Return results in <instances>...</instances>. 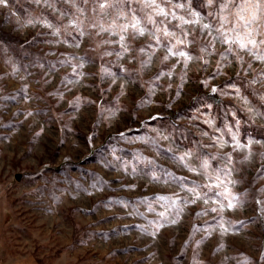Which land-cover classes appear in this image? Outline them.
Here are the masks:
<instances>
[{
    "label": "rangeland",
    "instance_id": "1",
    "mask_svg": "<svg viewBox=\"0 0 264 264\" xmlns=\"http://www.w3.org/2000/svg\"><path fill=\"white\" fill-rule=\"evenodd\" d=\"M52 2L0 6V264H264V62L223 59L219 43L202 53L210 38L185 25L173 30H190L184 50L203 59L185 69L156 46L144 66L151 37L126 38L118 56V36L89 26L92 0H76L82 36L65 27L76 7ZM180 2L178 16L218 26L224 0ZM233 135L248 147L234 151ZM214 168L232 169L223 178L236 207L204 203Z\"/></svg>",
    "mask_w": 264,
    "mask_h": 264
},
{
    "label": "snow or ice",
    "instance_id": "2",
    "mask_svg": "<svg viewBox=\"0 0 264 264\" xmlns=\"http://www.w3.org/2000/svg\"><path fill=\"white\" fill-rule=\"evenodd\" d=\"M10 0H0V6L8 7ZM36 4L44 3L48 7H54L52 0H34ZM65 3L72 4L73 7H76V0H64ZM89 0H83V3L87 4ZM96 5L92 11L95 13L96 18L90 23V27L97 30V34L100 33H109L113 36H118L117 43L122 52L116 53L118 56H123L125 53L130 51L128 44L126 43V38L130 37L131 39H136L140 37H151V41L146 45L150 50L148 53V60L144 61V66H147L151 63L152 57L156 54V46H163L166 51V55L163 57L165 61L169 57L176 58V62L182 63V66L187 69L189 63L194 59H203L202 57H196L190 54L188 51L184 50L189 44H194L195 39L189 40L188 37L191 35L190 30H182L178 35L173 28H181L185 25H196L199 29V34L201 36H208L210 38L209 44L205 47H202L200 51L202 53L207 52L209 55L212 53L209 52V48H214L216 43H219L224 46V52L221 53L223 59H227L229 55L235 56L237 60L242 61L243 55L246 54L259 62H264V0H224L223 3L217 5L219 12L216 13L218 26L211 23H201V17L196 13H190L192 16L191 19H186L184 16H178L174 9L184 8L185 4L181 3L180 0H92ZM216 3V0H207L208 5H213ZM136 4L139 6V12L132 10L131 5ZM169 4H173V8H168ZM234 8V11L229 12L227 15L224 13L227 12L229 6ZM127 8V12L125 11ZM113 12L115 15L113 16ZM76 13L74 18L69 19L67 27L75 28L79 32V35H84L83 30L81 29V24L83 21L80 19L84 15L85 9L81 7H76ZM128 13H131L129 16ZM142 13V15L140 14ZM60 15L68 16V13L61 12ZM211 15V14H209ZM105 17H112L111 21L105 26ZM123 20V23L119 21ZM172 21H178L173 27H169ZM27 24H32L33 20L29 19L26 21ZM43 25L49 29H52L53 36L60 35V29L56 28L51 22L47 20L41 21ZM104 43H109L105 41ZM75 47H80L79 44H76ZM141 53L145 52V48L142 47L139 49ZM105 55H112L110 52H106ZM204 63L207 64L208 61L204 60ZM83 65H81L82 67ZM248 70H251L252 65L248 64ZM219 71V62H217V72ZM107 75H112L107 73ZM167 76L168 78L172 77V72H159L157 78ZM207 83V82H205ZM218 89L216 87L212 88V91L215 93ZM239 94V89L236 90ZM179 94V93H177ZM251 110V109H250ZM209 123H211L209 121ZM207 135V133H205ZM232 140L236 141L233 150H242L248 145L241 144L236 140L235 135L232 136ZM221 147L224 146V142L221 141ZM191 155L186 153L185 156ZM175 158V157H173ZM185 157H180L179 160L183 161ZM215 159V157H212ZM221 159H224L221 157ZM248 159V157H245ZM231 163V154L228 155L225 160V164ZM187 166V165H185ZM200 167L207 171L210 168L209 162L207 159L202 160ZM189 171L196 172L195 168H189ZM212 171L215 173L214 176H209L210 182L206 187L208 192L211 193L210 196L206 193L207 199H204V203H208L209 199L215 197L216 201L221 199L228 200L227 208L231 209L236 207L232 203V200H235V197L231 196L229 184H234L235 181L227 180L223 177L230 176L232 169L225 171L222 168H214ZM217 189H223L218 191ZM189 191L195 193V189H190ZM161 200H166L169 198L160 197ZM201 199L198 193H195V199L192 200V203H195L196 200ZM187 203V201H185ZM224 207L221 204V209ZM212 212H216L217 209H211ZM161 217L165 216L164 212L160 213ZM177 221L172 220L171 223L175 224ZM163 224H160L159 227H163Z\"/></svg>",
    "mask_w": 264,
    "mask_h": 264
},
{
    "label": "trees",
    "instance_id": "3",
    "mask_svg": "<svg viewBox=\"0 0 264 264\" xmlns=\"http://www.w3.org/2000/svg\"><path fill=\"white\" fill-rule=\"evenodd\" d=\"M197 96H200L207 101H209L211 104L215 106H219L222 104V101L215 95L210 93L209 91H206L202 86L198 88Z\"/></svg>",
    "mask_w": 264,
    "mask_h": 264
}]
</instances>
